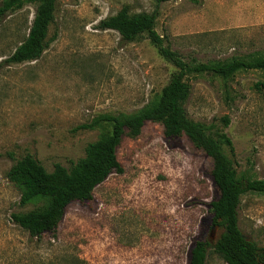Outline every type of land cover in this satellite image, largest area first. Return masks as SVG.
<instances>
[{"label":"rangeland","instance_id":"1","mask_svg":"<svg viewBox=\"0 0 264 264\" xmlns=\"http://www.w3.org/2000/svg\"><path fill=\"white\" fill-rule=\"evenodd\" d=\"M127 6L157 11L155 30L183 59L212 62L264 53V0H56L46 48L31 61L5 59L25 38L36 3L0 20V264H188L197 239L213 244L210 202L218 191L212 160L185 135L167 140L148 121L117 148L122 172L110 173L89 200L71 201L55 231L30 237L11 213L43 209L46 198L20 206L6 176L24 154L47 171L69 167L107 125L83 129L100 114L129 115L151 104L174 67L145 35L130 42L99 21ZM187 116L223 146L236 175L264 179V71L240 70L223 79L185 77ZM224 117L228 119L224 125ZM241 233L264 248V194L245 192L238 206ZM205 264H227L212 247Z\"/></svg>","mask_w":264,"mask_h":264},{"label":"trees","instance_id":"2","mask_svg":"<svg viewBox=\"0 0 264 264\" xmlns=\"http://www.w3.org/2000/svg\"><path fill=\"white\" fill-rule=\"evenodd\" d=\"M164 1L168 0H156L157 3ZM55 2L56 0H0V20L25 3H36L25 38L5 62L22 63L41 55L48 44V26L53 19ZM156 15V10L130 13L127 6H122L116 14L100 20L98 24L100 29L117 31L124 42L145 35L158 55L174 67L156 99L133 114L104 113L82 125L83 129L107 125L108 132L89 142L84 156L71 162L69 167L55 163L52 170L47 171L30 154L18 158L6 176L20 190V206L36 198H46L47 205L40 210L11 213V218L33 238L55 231L71 201L89 200L97 184L112 172H122L116 153L123 137L135 138L146 122H158L163 126L167 140L185 135L212 160L209 175L218 196L210 202L211 222L212 225L222 227L223 232L213 244L207 239L195 240L188 250V264H205L208 247L214 248L227 264H264V248L257 246L252 239H247L238 227L240 196L245 192L264 194V179L238 177L223 151V146H231V140L224 134L213 135L201 123L190 119L183 107V102L190 93L185 80L187 75L211 73L229 79L240 70L264 71V53L232 56L212 62H201L195 58L183 59L176 50L164 43L163 36L155 30ZM227 122L228 119L224 117V125Z\"/></svg>","mask_w":264,"mask_h":264},{"label":"water","instance_id":"3","mask_svg":"<svg viewBox=\"0 0 264 264\" xmlns=\"http://www.w3.org/2000/svg\"><path fill=\"white\" fill-rule=\"evenodd\" d=\"M214 229V225H213V227H212V230ZM247 238V237H246Z\"/></svg>","mask_w":264,"mask_h":264},{"label":"flooded vegetation","instance_id":"4","mask_svg":"<svg viewBox=\"0 0 264 264\" xmlns=\"http://www.w3.org/2000/svg\"><path fill=\"white\" fill-rule=\"evenodd\" d=\"M248 239V238H247Z\"/></svg>","mask_w":264,"mask_h":264}]
</instances>
